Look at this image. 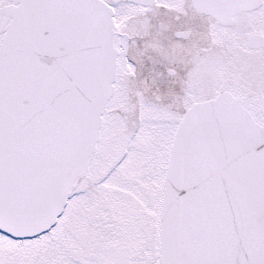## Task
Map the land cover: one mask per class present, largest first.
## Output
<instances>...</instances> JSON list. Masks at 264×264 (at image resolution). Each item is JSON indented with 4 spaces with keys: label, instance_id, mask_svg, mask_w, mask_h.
<instances>
[{
    "label": "snow or ice",
    "instance_id": "1",
    "mask_svg": "<svg viewBox=\"0 0 264 264\" xmlns=\"http://www.w3.org/2000/svg\"><path fill=\"white\" fill-rule=\"evenodd\" d=\"M0 264H264V0H0Z\"/></svg>",
    "mask_w": 264,
    "mask_h": 264
}]
</instances>
